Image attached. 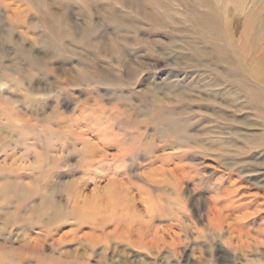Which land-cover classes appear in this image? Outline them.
Returning a JSON list of instances; mask_svg holds the SVG:
<instances>
[{
  "label": "rangeland",
  "instance_id": "1",
  "mask_svg": "<svg viewBox=\"0 0 264 264\" xmlns=\"http://www.w3.org/2000/svg\"><path fill=\"white\" fill-rule=\"evenodd\" d=\"M41 1L0 0V264H264V0H209L221 10L204 34L186 20L192 0H139L148 18L117 0H95L91 13L79 0ZM89 28L106 44L126 40L129 53L73 52L70 39L54 48L59 32ZM166 85L189 92L169 99ZM151 92L183 134L156 136ZM115 115L139 122L122 138L127 165L87 162L98 151L93 137L79 141L82 125L93 135ZM147 143L160 150L152 169ZM179 151L186 178L168 172Z\"/></svg>",
  "mask_w": 264,
  "mask_h": 264
},
{
  "label": "bare ground",
  "instance_id": "2",
  "mask_svg": "<svg viewBox=\"0 0 264 264\" xmlns=\"http://www.w3.org/2000/svg\"><path fill=\"white\" fill-rule=\"evenodd\" d=\"M17 1V0H16ZM31 1H33V2H41V5H43V2L41 1V0H31ZM66 2L67 0H53V2L55 3H57L58 5L59 4H61V3H63V2ZM80 2H81V6H82V8L83 9H86V10H89L90 11V13L93 11V9H92V3L91 2H93V4L95 5L96 4V2H95V0H79ZM154 1H156V5L157 6H159V1L158 0H154ZM191 1V0H190ZM246 1L247 0H238V1H236V3H237V5H239V6H243L245 3H246ZM259 2V1H258ZM116 4L118 5V6H120V8H124L125 10H127V5H133V7H134V9L132 10V13H134L137 17H141V18H148V15L145 13V11L141 8V6H140V1L139 0H117L116 1ZM156 6V7H157ZM199 7H205V8H208V9H204L203 11H201L200 10V8ZM155 8V7H154ZM187 8H190L189 10H188V12H187V17H186V20H187V22H191L192 24H194L193 26H195L197 29H198V31L200 32V33H202V34H204V33H206L207 31H209V30H213V29H215L216 28V22H215V20H216V17H217V15H216V13L219 11V10H221L220 8H218V6H216L215 4H212L209 0H192L191 1V3L188 5V7ZM252 10H254L253 12H254V14H252L251 16H250V18H252L251 20H250V22H253L254 21V18H256V17H254V16H257L259 13H260V11H261V5H260V2L259 3H256L255 4V7L252 9ZM46 11V10H45ZM106 12H107V16H109L110 18H112V19H119V16H118V14L117 13H115L114 12V10L111 8L110 9V7H109V9H106ZM93 14V13H92ZM262 14V13H261ZM94 15V14H93ZM167 18H169V15H167L166 13H162V14H160L159 16H158V18L157 19H160L161 21H162V19H164L165 20V22H167V20H169V19H167ZM246 18V17H245ZM56 19H58V18H56ZM55 20V19H54ZM59 21L58 22H60V19H58ZM106 20H107V18H106ZM263 20V19H262ZM60 23H62V25H63V21L61 20V22ZM59 23V24H60ZM65 23V22H64ZM173 23H175V22H173ZM57 24V23H56ZM247 24H249L250 26L251 25H254V23H252V24H250V23H247L246 22V25ZM257 24V23H256ZM66 24H64L63 25V27L65 26ZM245 25V26H246ZM66 27V26H65ZM194 27V28H195ZM228 27V26H227ZM249 27V26H248ZM62 29V28H61ZM66 29V28H65ZM132 29L135 31L136 30V28L133 26L132 27ZM118 30H120V27H118L117 28V31ZM55 31H58V30H56L55 29ZM96 32V30L95 29H93V28H89L86 32H84L82 35H80L79 37H73V36H71L68 32H66V30L65 31H62V32H59L57 35H54V38L56 39V42H55V46H54V48L56 49V50H59V51H61V50H64L63 48L65 47V46H63V44H65V43H63L64 41H65V39H70V47H71V49L73 50V52H74V49H76V48H80V49H82V50H86V51H89L91 54H94V55H96V54H99V55H101V56H105V55H108V56H110V57H112V56H114V57H124V56H126L128 53H129V51H128V48L126 47V44L124 43V41H126V40H122V41H119V40H116V41H113L111 44H106L102 39H104V35L101 37V36H96V35H94V33ZM119 32V31H118ZM56 34V33H55ZM202 39H203V36L201 35L200 36ZM214 37H215V39H220V33H218V32H216L215 34H214ZM211 39H214L212 36H211ZM215 43V41L213 42H211V45H212V47H213V49H215L216 50V52H218L219 50H218V47H217V45L216 44H214ZM69 44H67V45H69ZM69 47V48H70ZM67 51V50H66ZM93 61V60H92ZM263 62V61H262ZM132 64V63H131ZM134 64V63H133ZM107 69V68H106ZM129 71H131V70H129ZM128 73V72H127ZM130 73V72H129ZM131 74H132V72H131ZM130 74V75H131ZM113 75V74H112ZM111 75V76H112ZM98 76H99V78L101 79V80H105V81H107L106 79H109V77H110V75H109V73L105 70V69H99L98 70ZM91 77V76H90ZM92 78V77H91ZM90 79V78H89ZM87 81H89V80H87ZM90 84V83H89ZM98 84H99V82H98ZM87 85V84H86ZM74 86V85H73ZM172 87V86H171ZM169 85H166L165 86V89H166V92H164L165 94H167L168 92V90L170 91L169 92V94L168 95H170L169 96V99L171 98V99H177V98H179V99H181V98H183V96H184V94L186 93V92H189V91H182V89L181 90H178V91H176L175 93H177V94H173L172 92H171V90H172V88H171ZM255 90V89H254ZM154 93H156V92H151L150 93V102H152L153 101V104H152V109L150 110V113H151V123H153L152 125H155V127H157V131H156V136L157 135H159V136H162V135H167V133H169L170 132V130H174V128H177V130H178V133L179 134H183V130H180V129H182V127H179L178 125H180V124H182L181 122H178V121H176L173 117L176 115V112H175V110H174V107L173 108H171V106L170 105H168L167 104V100L166 99H164V98H166V97H161V98H159V97H157V96H155V94ZM178 95V96H177ZM185 96H187V95H185ZM99 97V96H98ZM97 97V98H98ZM175 97H177V98H175ZM258 97V96H257ZM261 97V96H260ZM153 98V100H151ZM148 100V101H149ZM165 102V103H164ZM124 103V102H123ZM168 103H170V102H168ZM164 105V106H163ZM86 107V106H85ZM88 108H90V106L88 107ZM132 109V108H131ZM135 109V108H134ZM214 109V108H213ZM94 110V109H93ZM92 110V113L94 112ZM98 110V109H97ZM88 111V110H87ZM99 111V110H98ZM135 111V110H134ZM75 112V111H74ZM130 113V112H129ZM181 113H183V112H181ZM188 113H190V111H188L187 113H185V114H188ZM184 114V113H183ZM91 115V114H90ZM94 116V115H93ZM136 116H137V114H136ZM59 117V116H58ZM78 117V116H77ZM89 117V116H88ZM94 118V117H93ZM122 118V117H121ZM120 118V115H115V116H113L112 117V119L111 120H109L108 122H109V125L108 124H106L104 121H101L100 123H98L99 125L101 124V128L99 129V126H98V129H96L97 130V132H95L93 135H91V133L89 134V133H86V131L88 132V130L90 131V128L93 126V124L91 125L90 123H84V125H82V124H80V122L82 121H76L75 119V121L77 122V124H79L78 126H80V127H84L85 128V131L84 132H82L83 133V135H80L79 136V141L81 140V141H84L83 139H85L83 136H85V135H89V136H91V137H93V143L91 144L92 146V150H93V148L95 149L96 148V150L98 151V153H93L94 155H92L90 158L91 159H87V162H88V160H90V162H96V164H98V165H101V166H107V167H112V166H114V165H119V163L121 164V163H123L124 165H127V160H123L124 159V151H122V147H124V145L125 144H127L128 143V141L129 140H126V141H122V138H125V131H126V129H128L130 126H133L134 124H138L139 122H138V120L137 119H135L134 120V118H132V120L131 121H133L132 122V124L130 125V116L129 117H126L125 119H126V121H124V122H122L123 120ZM77 119V118H76ZM40 120V119H39ZM79 120V119H78ZM117 120H120L119 121V123H117ZM98 122L99 120L97 119V116L95 117V119H93V122L92 123H94L95 124V122ZM58 122V121H57ZM84 122V121H83ZM151 123H146L145 124V127L147 126V125H150ZM61 124V123H60ZM104 124H106V125H108V128L106 129V130H104L103 129V125ZM74 125V124H73ZM72 125V126H73ZM82 125V126H81ZM139 125V124H138ZM187 125V124H186ZM82 127V128H83ZM97 127V126H96ZM148 127V126H147ZM79 128V127H78ZM137 128V127H136ZM136 128L134 127V128H132V129H130V130H128V131H131L130 133H132L131 134V136L133 137L134 135L135 136H137L136 134H137V132L136 131H138V130H136ZM117 130V132H115L114 130ZM99 130H101V132H99ZM145 130V129H144ZM217 131L215 132V133H219L218 132V129H216ZM75 131H77V130H75ZM134 131V132H133ZM208 133H209V131H208ZM129 134V133H128ZM173 134V133H172ZM143 135V133L140 135V137H143L142 136ZM77 136V135H76ZM3 137V136H2ZM158 137V136H157ZM166 137V136H165ZM193 137V136H192ZM195 137V136H194ZM214 137H216V136H214ZM78 138V137H77ZM129 138V137H128ZM159 138V137H158ZM87 139V138H86ZM126 139V138H125ZM216 139H217V137H216ZM183 140V139H182ZM186 140H188V142H189V140H190V138H188V137H186V139H185V141ZM89 141V140H88ZM92 141V140H91ZM131 141V140H130ZM149 141V140H148ZM147 141V142H148ZM194 141V140H193ZM90 142V141H89ZM88 142H82L81 143V145L83 146L84 144L86 145ZM195 143H197V142H195ZM89 144V143H88ZM87 144V145H88ZM143 144V143H142ZM164 145V144H163ZM183 145V144H182ZM144 146V145H143ZM142 146V147H143ZM145 147V146H144ZM146 147L149 149V153L147 152V153H142V155L147 159V161H148V163L146 164L147 166V168L148 169H152V165H154L155 163H157V159H158V157L157 156H155V155H151V154H153L154 153V151L155 152H157L159 149V147L158 146H153V144H152V146L150 147V145L147 143L146 144ZM146 148V149H147ZM189 148V147H188ZM206 148V147H205ZM91 149H90V151H91ZM142 149H144V148H142ZM164 149H167V150H172V151H174L175 149L176 150H178V149H181V145H180V143L178 142H175V143H170V144H167L166 146H165V148ZM215 149H217V148H215ZM111 150H115V151H117L116 152V154L114 155H112L111 153H109V151H111ZM145 151V150H144ZM143 151V152H144ZM151 151L153 152V153H151ZM165 151V150H164ZM211 151V150H210ZM159 152H160V150H159ZM36 153V152H35ZM89 153V152H88ZM169 153V152H168ZM57 154V153H56ZM130 154V153H129ZM131 155V154H130ZM5 156V155H4ZM44 156V155H43ZM90 156V155H89ZM143 156H142V158H143ZM170 157H172V158H170V162L169 163H171L172 164V168H170L169 170H168V172L170 171V173H172V174H177L178 176L180 175V177H182V178H186V176H185V174H184V170H185V168H187L186 167V165L184 164V156H185V154H184V152L183 151H179L178 153H175V152H173L172 154H170L169 155ZM46 157V156H45ZM88 157V156H87ZM98 159V160H97ZM6 160V159H5ZM40 160V159H39ZM49 160V159H48ZM130 162L132 161V159H130L129 160ZM5 162V161H4ZM38 162V161H37ZM45 162V161H44ZM38 164V163H37ZM93 164V163H92ZM168 164V163H167ZM31 165V164H30ZM141 167H142V164H139ZM87 167V166H86ZM141 167H139L140 169H141ZM146 168V169H147ZM145 169V168H144ZM147 169V170H148ZM163 170V169H162ZM143 172V171H142ZM163 172H164V170H163ZM155 175V174H154ZM194 175H196V174H194ZM190 176V179H194L195 178V176ZM0 178L1 179H3V180H0V181H5V183H6V180H5V176H2V174H0ZM149 178V177H148ZM152 178V177H151ZM228 178V177H227ZM126 180V179H125ZM153 180V179H152ZM210 180V179H209ZM215 180H217V179H215ZM119 182H121L120 180H119ZM148 182V181H147ZM183 182V181H182ZM181 182V183H182ZM185 182V181H184ZM183 182V183H184ZM116 183V182H115ZM118 183V182H117ZM149 183H150V180H149ZM152 183H154V182H152ZM119 184V183H118ZM168 184V183H167ZM5 185V184H4ZM10 185V184H9ZM124 185V184H123ZM184 185V184H183ZM2 186V185H1ZM15 186H17V185H15ZM14 186V187H15ZM122 186V185H121ZM7 187H9V186H7ZM166 188H167V186H166ZM16 190V189H15ZM14 190V191H15ZM134 190V189H133ZM136 190V189H135ZM143 191V190H142ZM157 191V190H156ZM6 192V188H1L0 189V195L2 194V193H5ZM116 192V191H115ZM18 193V192H17ZM129 193V192H128ZM178 194V193H177ZM9 195V194H8ZM13 198V197H12ZM7 199H11V196H7ZM13 201V200H12ZM114 204H115V202H114ZM111 205V204H110ZM77 206V205H76ZM106 206V205H105ZM102 208V207H101ZM88 209V208H87ZM211 209V208H210ZM90 210V209H89ZM107 210V209H106ZM124 210V209H123ZM155 210V209H154ZM217 210V209H216ZM94 211V210H93ZM102 211H104L103 209H102ZM52 212V211H51ZM99 212V211H98ZM92 213V212H91ZM95 213V212H94ZM58 214V213H57ZM86 216V215H85ZM45 217H46V215H45ZM54 217V216H53ZM90 217V216H89ZM101 218V217H100ZM113 218H115V217H113ZM47 219V218H46ZM85 219V218H84ZM58 221V220H57ZM44 223V222H43ZM42 223V224H43ZM44 225V224H43ZM120 227V226H119ZM118 230V229H117ZM122 231V230H121Z\"/></svg>",
  "mask_w": 264,
  "mask_h": 264
}]
</instances>
